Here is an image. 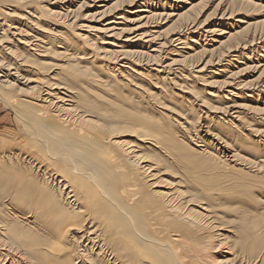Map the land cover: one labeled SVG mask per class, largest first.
Here are the masks:
<instances>
[{
  "label": "bare ground",
  "instance_id": "bare-ground-1",
  "mask_svg": "<svg viewBox=\"0 0 264 264\" xmlns=\"http://www.w3.org/2000/svg\"><path fill=\"white\" fill-rule=\"evenodd\" d=\"M0 99V264H264V0H0Z\"/></svg>",
  "mask_w": 264,
  "mask_h": 264
},
{
  "label": "rangeland",
  "instance_id": "rangeland-1",
  "mask_svg": "<svg viewBox=\"0 0 264 264\" xmlns=\"http://www.w3.org/2000/svg\"><path fill=\"white\" fill-rule=\"evenodd\" d=\"M211 8L207 11L206 14L210 13ZM21 129L22 128L20 124H18L15 119V114L13 113V111L10 110V108L6 105L5 101L3 102L0 99V137L3 136V140L7 141L9 139L8 133L18 135Z\"/></svg>",
  "mask_w": 264,
  "mask_h": 264
}]
</instances>
